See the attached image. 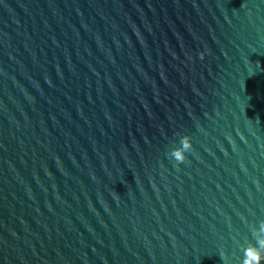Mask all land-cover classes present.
<instances>
[{"label":"water","instance_id":"95a60500","mask_svg":"<svg viewBox=\"0 0 264 264\" xmlns=\"http://www.w3.org/2000/svg\"><path fill=\"white\" fill-rule=\"evenodd\" d=\"M262 239L264 0H0V264H244Z\"/></svg>","mask_w":264,"mask_h":264},{"label":"clouds","instance_id":"9594fccd","mask_svg":"<svg viewBox=\"0 0 264 264\" xmlns=\"http://www.w3.org/2000/svg\"><path fill=\"white\" fill-rule=\"evenodd\" d=\"M203 56V54H201ZM180 147L173 148L169 153V158L174 159L179 164L184 163L186 160V153L191 151V139L189 136L185 135L180 140ZM261 250H264V239L259 240L257 245L250 246L245 250V260L244 264H261V260L264 259L261 255Z\"/></svg>","mask_w":264,"mask_h":264}]
</instances>
